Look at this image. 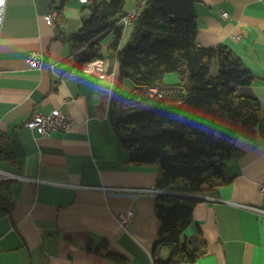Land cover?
Wrapping results in <instances>:
<instances>
[{"label":"crops","instance_id":"0c3cea01","mask_svg":"<svg viewBox=\"0 0 264 264\" xmlns=\"http://www.w3.org/2000/svg\"><path fill=\"white\" fill-rule=\"evenodd\" d=\"M91 2L68 0L61 30L76 32ZM136 8L129 0L128 13ZM195 8L198 45L226 44L243 57L257 78L240 91L261 99L264 116V0H199ZM52 12L49 0H7L0 34V138L13 160L0 157V171L10 173L4 178L0 172V181L12 179L5 192L10 211L0 215V264H119L109 254L124 264H154L155 255L169 254L167 248L153 252L158 169L125 162L127 151L114 136L110 111L120 64L110 62L104 78L77 72L56 20L46 19ZM131 30L125 26L122 43ZM113 38V32L104 37L105 50ZM32 50L43 53L44 67L30 66ZM56 108L74 119L68 132L44 134L25 125L37 111ZM236 144L243 155L227 162L230 181L218 195L202 197L181 237L203 252L186 264H264V212L251 208L264 209V140L239 137ZM129 208L134 213L125 227L119 215Z\"/></svg>","mask_w":264,"mask_h":264},{"label":"trees","instance_id":"16d2710c","mask_svg":"<svg viewBox=\"0 0 264 264\" xmlns=\"http://www.w3.org/2000/svg\"><path fill=\"white\" fill-rule=\"evenodd\" d=\"M56 13L59 37L70 44V57L77 72L86 64L104 58L118 61L120 75L115 89L110 121L119 146L127 151L125 162L153 165L158 169L155 199L158 219L153 252L167 248V258L154 264H186L197 260L202 250L185 239L184 231L194 221V210L203 196H216L230 181L227 162L243 151L239 137L264 140L262 101L240 88L253 84L257 75L231 46L198 45L199 0H134L140 15L132 24L129 41L121 47L129 0H92L90 14L74 33L61 30L66 24L68 0H49ZM113 32L111 44L104 37ZM213 67L216 73L213 74ZM177 73V83H167L168 73ZM134 88L126 94L124 83ZM170 88L171 96H151L149 89ZM0 157L13 160L0 138ZM12 179L0 181V215L11 208ZM119 264L125 261L109 254Z\"/></svg>","mask_w":264,"mask_h":264},{"label":"built area","instance_id":"2783aa9c","mask_svg":"<svg viewBox=\"0 0 264 264\" xmlns=\"http://www.w3.org/2000/svg\"><path fill=\"white\" fill-rule=\"evenodd\" d=\"M6 6H7V0H0V34L3 27V22L5 19V13H6ZM224 17L228 16L227 12L222 13ZM140 15V10L138 8L134 9L132 12L127 13L124 15L121 19V21L124 23V25L127 27L129 25H132L136 18ZM46 19L49 23L54 24L56 20V13L52 12L51 14L46 16ZM29 64L32 67L36 68H42L45 64V57L43 53L39 50H32L29 52L28 55ZM50 65V64H49ZM110 65V61L104 58H98L88 64H86L83 68V71L85 73H93L98 75L101 78H104L108 74V67ZM51 67H54L53 64L50 65ZM76 73V71L74 70ZM151 96H171L176 94L178 91L170 88L165 89H159L158 87H151L149 89ZM74 124V119L64 110L61 108L53 109L49 112L44 111H37L34 113V115L29 118L25 125L30 129H38L44 134H50L54 131H63L68 132ZM3 173L4 178H8L10 173ZM162 191V190H161ZM261 192L264 194V185L261 186ZM247 207H250L249 205H246ZM258 211L264 212L263 208L258 207H251ZM133 209L129 208L125 212H122L119 215V219L121 221V225L127 226L130 222L132 216H133ZM159 259L158 255H155V260Z\"/></svg>","mask_w":264,"mask_h":264},{"label":"rangeland","instance_id":"374dc122","mask_svg":"<svg viewBox=\"0 0 264 264\" xmlns=\"http://www.w3.org/2000/svg\"><path fill=\"white\" fill-rule=\"evenodd\" d=\"M127 40H128L127 38L124 40V42L122 43L123 46H126V44L128 42ZM212 72H213V74L216 73V68L215 67H213ZM166 76L169 77V78H167V81L171 82V83L172 82H176V80L178 82V80H179L178 74L174 73V72L168 73ZM133 88H134V83L131 80H126L125 87H124L125 93L128 94Z\"/></svg>","mask_w":264,"mask_h":264}]
</instances>
